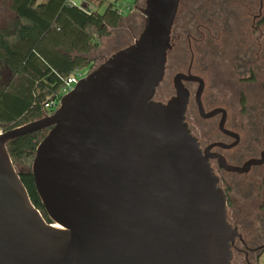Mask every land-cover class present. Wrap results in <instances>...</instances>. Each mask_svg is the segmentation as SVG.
<instances>
[{"label": "water", "instance_id": "95a60500", "mask_svg": "<svg viewBox=\"0 0 264 264\" xmlns=\"http://www.w3.org/2000/svg\"><path fill=\"white\" fill-rule=\"evenodd\" d=\"M180 2L145 0L131 45L81 78L53 113L0 134V264H232L243 236L187 128L185 76L167 102L155 100ZM47 128L32 173L51 223L7 147Z\"/></svg>", "mask_w": 264, "mask_h": 264}, {"label": "flooded vegetation", "instance_id": "af4514ba", "mask_svg": "<svg viewBox=\"0 0 264 264\" xmlns=\"http://www.w3.org/2000/svg\"><path fill=\"white\" fill-rule=\"evenodd\" d=\"M168 68L173 86L175 77L185 76V122L218 186L225 192L229 184L256 187L260 181L264 204V161L249 164L264 160V0H181L165 74ZM229 222L240 232L236 222ZM260 222L254 242L237 238L232 250L239 240L243 248L238 251L259 261L264 218Z\"/></svg>", "mask_w": 264, "mask_h": 264}, {"label": "trees", "instance_id": "16d2710c", "mask_svg": "<svg viewBox=\"0 0 264 264\" xmlns=\"http://www.w3.org/2000/svg\"><path fill=\"white\" fill-rule=\"evenodd\" d=\"M84 1L11 0L16 16L0 29V127L4 131L46 116L45 105L59 98L67 77L91 66L88 52L125 17L113 3L103 12L86 8L107 0ZM141 1L145 0H135V7ZM48 131L19 136L7 147L16 167L28 165L20 171L21 179L33 204L51 223L32 173L36 149Z\"/></svg>", "mask_w": 264, "mask_h": 264}, {"label": "rangeland", "instance_id": "374dc122", "mask_svg": "<svg viewBox=\"0 0 264 264\" xmlns=\"http://www.w3.org/2000/svg\"><path fill=\"white\" fill-rule=\"evenodd\" d=\"M112 3L124 12L125 17L118 28L112 30L109 36L99 39L98 45L93 46L88 52L87 57L93 62L91 66L81 68L83 76L97 68L115 52L131 45L144 28L145 16L141 13L140 8L145 6V1H141L135 7V0H107L103 5L86 8L103 12ZM15 16L11 9V0H0V29H6ZM0 71L3 72L2 69ZM172 73L169 68L166 70L164 80L157 88L155 100L167 102L175 94ZM27 168L28 165H17L18 171ZM254 184L256 187H249L247 182H240L238 185L229 184L225 188L228 196V218L237 223L244 241L250 245L254 242L256 234L260 233V221L264 218V204H260L262 196L258 195V192L261 191L260 181H256ZM236 247L237 249H233L232 264H249V262L262 264L261 260L257 261L252 256L247 258L244 253L238 251L239 248H243L239 240L236 242Z\"/></svg>", "mask_w": 264, "mask_h": 264}, {"label": "built area", "instance_id": "2783aa9c", "mask_svg": "<svg viewBox=\"0 0 264 264\" xmlns=\"http://www.w3.org/2000/svg\"><path fill=\"white\" fill-rule=\"evenodd\" d=\"M70 4H75V2H73L72 0H69ZM92 8V7H90ZM121 13H124L122 10H120ZM126 14V11H125ZM83 74L81 72V69H76L69 77H67L65 84L63 85L61 91H60V96L57 100H54L48 104L45 105L46 109L49 110V112H53L55 108H57L59 106L60 103V99L62 96H64L65 94L69 93L71 90H73V88L75 87V85L79 82V80L81 78H83ZM51 114V113H48ZM47 114V115H48ZM4 132L3 128L0 127V134H2Z\"/></svg>", "mask_w": 264, "mask_h": 264}, {"label": "crops", "instance_id": "0c3cea01", "mask_svg": "<svg viewBox=\"0 0 264 264\" xmlns=\"http://www.w3.org/2000/svg\"><path fill=\"white\" fill-rule=\"evenodd\" d=\"M72 1L75 2L76 4H82L85 2L84 0H72ZM260 260L262 264H264V254L261 256Z\"/></svg>", "mask_w": 264, "mask_h": 264}]
</instances>
